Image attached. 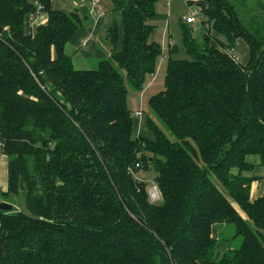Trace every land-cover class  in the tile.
Instances as JSON below:
<instances>
[{
  "label": "trees",
  "instance_id": "16d2710c",
  "mask_svg": "<svg viewBox=\"0 0 264 264\" xmlns=\"http://www.w3.org/2000/svg\"><path fill=\"white\" fill-rule=\"evenodd\" d=\"M159 1L101 0L111 54L81 71L66 47L89 8L0 0V203L13 207L0 210V264H264V194L252 199L258 178L246 175L252 157L264 167V0H196L202 39L182 24L190 59L169 49L149 135L135 137L128 96H143L164 55L150 39ZM140 172L156 174L161 204ZM215 226L241 246L219 251Z\"/></svg>",
  "mask_w": 264,
  "mask_h": 264
},
{
  "label": "rangeland",
  "instance_id": "374dc122",
  "mask_svg": "<svg viewBox=\"0 0 264 264\" xmlns=\"http://www.w3.org/2000/svg\"><path fill=\"white\" fill-rule=\"evenodd\" d=\"M255 2V0L250 1V3ZM191 9L184 3L183 0H160L156 4V16L154 19L150 21V24L155 28L153 35L151 36V41L157 43L161 46L164 51V55L159 58L157 64L156 75L148 76L146 79L145 87L147 90L144 96L141 98V94L138 92L130 91L128 96V106L129 109L133 112V118H136L137 112H142L143 118H153L151 109L149 107V100L151 97L159 94L165 89V77L167 73L168 66V51L171 48H177L178 53L175 56V59L178 60H189V56L187 55L186 48L183 45L182 40V24L185 25L186 19L190 16ZM91 20L93 21V16L90 12ZM109 20V19H108ZM194 28V37L201 41L203 32L201 31V27L198 23L193 26ZM169 28V34L165 35L164 31H167ZM104 31V30H103ZM215 36V35H214ZM102 37V36H100ZM103 38V37H102ZM164 41V43H163ZM248 46L245 42L241 41V44L238 46L236 55L240 59L241 62L246 61L248 58ZM103 60V58L88 60V70H95L98 67V63ZM245 64V62H243ZM76 67V66H75ZM151 81L154 83L152 84ZM151 86H148L149 84ZM159 124V123H158ZM159 126L166 132V134L170 137L171 140L176 141L175 138L163 127L159 124ZM156 174L153 172L143 173L140 172L136 175L138 181L144 182L147 185V191L149 194L150 189H152L153 197L159 196L157 193V184L154 179ZM160 192V191H159ZM159 199L155 202L151 201L156 205L161 204V194L158 197ZM1 201V200H0ZM159 202V203H158ZM216 229L220 232L219 242H218V250L221 251V247H224V251H227L229 247L238 249L242 244V238H235V229L232 226H217ZM229 246V247H227Z\"/></svg>",
  "mask_w": 264,
  "mask_h": 264
},
{
  "label": "crops",
  "instance_id": "0c3cea01",
  "mask_svg": "<svg viewBox=\"0 0 264 264\" xmlns=\"http://www.w3.org/2000/svg\"><path fill=\"white\" fill-rule=\"evenodd\" d=\"M34 5L39 6V0H30ZM91 0H52V6L55 10L62 11L65 13H71L72 11L82 9H90L89 3ZM107 17H100L98 19L93 18L90 24L79 30L74 37L71 39L66 47L67 54L72 57L74 65L77 70L85 71L88 70V60L95 59H106L110 56V50L103 43L104 42V28L107 25ZM47 22V16L41 15L37 16V19L29 17L26 21V33L29 35L32 31H35L39 26H45ZM165 34H169V28L164 31ZM102 36V37H100ZM222 42H226L223 37L217 36ZM241 41L238 42L235 52ZM249 54V53H248ZM245 64L248 58L245 59ZM241 62V61H240ZM241 62L243 65H245ZM153 84L154 82L151 81ZM148 86H151L152 84ZM145 94V93H144ZM143 94V96H144ZM141 96V97H143ZM140 135L148 136L149 132L147 129V118L144 119L143 115L141 117L134 118V136L138 137ZM250 162L256 166V170L253 173L246 174L248 177L258 178L253 184L251 197L256 200L263 196L264 194V167L260 166V161L258 158H250ZM0 189L3 192L8 190V158L3 155L0 150ZM217 226L213 228V236L219 238L220 232L216 229ZM224 247H221L223 250Z\"/></svg>",
  "mask_w": 264,
  "mask_h": 264
},
{
  "label": "built area",
  "instance_id": "2783aa9c",
  "mask_svg": "<svg viewBox=\"0 0 264 264\" xmlns=\"http://www.w3.org/2000/svg\"><path fill=\"white\" fill-rule=\"evenodd\" d=\"M185 4H187V6L191 9V14L190 16L186 19V24L193 26L196 23H200V14H201V9L196 5V0H183ZM89 7H90V12L92 14V16L96 19L100 18V17H104L106 16L104 13V9L103 6L101 4V0H91L89 3ZM166 35V34H165ZM164 43V42H163ZM142 113L139 112L137 114L138 117H141ZM158 188V187H156ZM158 190V189H157ZM157 193L160 194L159 190L157 191ZM154 194V193H153ZM152 194V189H150L149 191V198L150 201L155 202V200L157 201L159 198V196H156L155 198L153 197Z\"/></svg>",
  "mask_w": 264,
  "mask_h": 264
},
{
  "label": "water",
  "instance_id": "95a60500",
  "mask_svg": "<svg viewBox=\"0 0 264 264\" xmlns=\"http://www.w3.org/2000/svg\"><path fill=\"white\" fill-rule=\"evenodd\" d=\"M34 19H37V16L34 17ZM45 28V26H39L36 31L37 33H40L41 31H43ZM4 32V29L0 27V35ZM20 189L21 191H23L24 187H23V183H20ZM13 209L12 205L7 204V203H0V210L5 211V212H11Z\"/></svg>",
  "mask_w": 264,
  "mask_h": 264
},
{
  "label": "bare ground",
  "instance_id": "6f19581e",
  "mask_svg": "<svg viewBox=\"0 0 264 264\" xmlns=\"http://www.w3.org/2000/svg\"><path fill=\"white\" fill-rule=\"evenodd\" d=\"M159 190V189H158ZM159 196H160V194H159ZM159 203V202H158ZM156 204V203H155Z\"/></svg>",
  "mask_w": 264,
  "mask_h": 264
}]
</instances>
